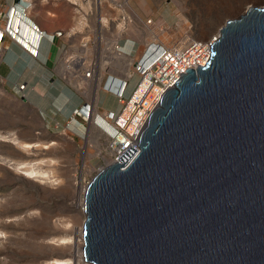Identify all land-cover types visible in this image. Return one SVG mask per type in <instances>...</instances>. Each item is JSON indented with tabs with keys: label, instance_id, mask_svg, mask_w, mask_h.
Here are the masks:
<instances>
[{
	"label": "water",
	"instance_id": "95a60500",
	"mask_svg": "<svg viewBox=\"0 0 264 264\" xmlns=\"http://www.w3.org/2000/svg\"><path fill=\"white\" fill-rule=\"evenodd\" d=\"M139 146L86 190L87 262L264 264V8L226 23Z\"/></svg>",
	"mask_w": 264,
	"mask_h": 264
},
{
	"label": "rangeland",
	"instance_id": "374dc122",
	"mask_svg": "<svg viewBox=\"0 0 264 264\" xmlns=\"http://www.w3.org/2000/svg\"><path fill=\"white\" fill-rule=\"evenodd\" d=\"M81 2L84 7L66 0H40L46 6L68 5L82 28L94 31L91 39L95 36L97 41L108 42L99 50L103 59L116 56L111 54L110 43L121 39L136 41L139 52L134 60H138L148 43L170 48L186 35L218 38L227 22L240 19L250 8H264L263 0ZM102 71L104 76V66ZM138 80L136 76L130 81L126 95ZM119 106L116 96L102 99L101 108L107 112L114 114ZM102 125L112 137V128ZM103 142L94 129L84 140L49 133L38 113L0 82V264H56L71 259L73 264H83V198L101 168ZM31 167L43 175L30 179L26 172Z\"/></svg>",
	"mask_w": 264,
	"mask_h": 264
},
{
	"label": "crops",
	"instance_id": "0c3cea01",
	"mask_svg": "<svg viewBox=\"0 0 264 264\" xmlns=\"http://www.w3.org/2000/svg\"><path fill=\"white\" fill-rule=\"evenodd\" d=\"M66 1L84 7L82 0ZM15 12L20 15L19 19L14 17ZM9 19L12 28H20L21 37L30 40L29 51L24 49L21 38L4 33ZM98 20L101 21L99 15ZM36 27L45 36L35 31ZM84 28L68 5L46 6L40 0H0V38L3 37L0 41V82L7 92L23 101L24 98L28 100L24 103L38 113L49 133H64L79 140L87 138L91 129L101 138L106 136L102 124L109 125L104 115L111 112L102 109L101 103L103 98L108 101L115 96L103 87L82 91L64 79L66 63L71 57L80 55L84 48L101 50L108 44L97 41L95 36L91 39L89 36L94 35V31ZM58 33L62 35L57 36ZM110 44L112 53L117 45L130 51L132 57L138 56L139 46L132 38ZM103 77L102 86L108 76L104 74ZM22 85L25 89L20 92L18 88ZM120 109L121 106L114 114ZM80 110L85 115L89 112V117L75 120V112Z\"/></svg>",
	"mask_w": 264,
	"mask_h": 264
},
{
	"label": "built area",
	"instance_id": "2783aa9c",
	"mask_svg": "<svg viewBox=\"0 0 264 264\" xmlns=\"http://www.w3.org/2000/svg\"><path fill=\"white\" fill-rule=\"evenodd\" d=\"M14 17L19 19L20 15L15 12ZM35 31L45 36V33L40 32L37 27ZM4 33L21 38L27 50L31 45L29 39L21 37L20 28H12L10 19ZM61 35V33L57 34V36ZM214 42L215 40L212 41V39L201 40L186 35L170 48H163L158 43H148L138 60H134L130 51L116 45L111 54L133 60V64L120 65L111 57L103 59L99 48L90 50L84 48L80 55L73 56L67 61L64 79L82 91H86L87 87L96 83L97 77L102 75L104 66L108 77L103 89L115 95L121 106L119 113L104 115V120L109 123L114 134L112 137L107 134L103 137V148L99 155L102 158L101 170L113 164L123 165L120 159L131 148H135L138 152L124 169L136 159L140 153L141 136L151 115L160 106L164 95L174 88L189 70H196L207 64ZM136 76L139 78L138 83L128 96L126 94L130 81ZM103 79L104 77L101 79V84ZM24 89L25 85L18 88L20 92ZM88 117L89 112L85 115L82 110L76 111L74 115L75 120L80 118L85 120ZM126 144L128 146H125Z\"/></svg>",
	"mask_w": 264,
	"mask_h": 264
},
{
	"label": "bare ground",
	"instance_id": "6f19581e",
	"mask_svg": "<svg viewBox=\"0 0 264 264\" xmlns=\"http://www.w3.org/2000/svg\"><path fill=\"white\" fill-rule=\"evenodd\" d=\"M259 2L260 1H262V0H258ZM264 1V0H263ZM254 5H257V4H254ZM220 36V35H219ZM217 38H212V41H214V40H216ZM115 49V48H114ZM114 49H113V52H114ZM118 55V54H117ZM112 57V59H115L117 62H118V64H120V62H125V64L127 63V62H129V63H127V64H133V60H130V59H128V58H124V57H120V56H117V57H120V58H122V61H121V59L119 60V59H117V58H115L114 56H111ZM125 64H120V65H125ZM101 79H102V75L101 76H98L97 77V79H96V84H95V87H97V85H98V83H100L101 82ZM98 89H99V87H98ZM29 147H31L32 145H28ZM27 146V147H28ZM101 171V169L99 170V172ZM40 174H42L40 171H38V170H36L34 167L32 168H30L29 170H27V172H26V176L27 177H29L30 179L31 178H35V177H37L38 175H40ZM43 175V174H42ZM88 188V187H87ZM87 188L85 189V193H86V190H87ZM84 197H85V194H84ZM83 203H84V198H83ZM83 208H84V204H83ZM82 212H83V215H84V218H86V216H85V213H84V209H82ZM81 243H82V247H81V253H80V260H81V262L83 263V264H91V263H89V262H87L86 260H85V258H84V253H83V247H84V240H83V226H82V233H81ZM56 264H73V259H71V260H69V261H57L56 262Z\"/></svg>",
	"mask_w": 264,
	"mask_h": 264
}]
</instances>
